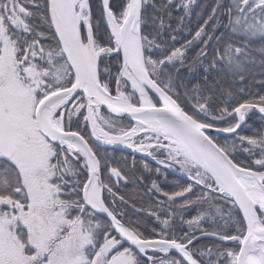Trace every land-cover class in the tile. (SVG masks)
<instances>
[{"label": "snow or ice", "instance_id": "1", "mask_svg": "<svg viewBox=\"0 0 264 264\" xmlns=\"http://www.w3.org/2000/svg\"><path fill=\"white\" fill-rule=\"evenodd\" d=\"M0 264H264V0H0Z\"/></svg>", "mask_w": 264, "mask_h": 264}, {"label": "trees", "instance_id": "2", "mask_svg": "<svg viewBox=\"0 0 264 264\" xmlns=\"http://www.w3.org/2000/svg\"><path fill=\"white\" fill-rule=\"evenodd\" d=\"M202 2H203V0H202ZM128 154V153H127ZM126 153H123V155H127ZM117 155H121V153H117ZM139 174V173H138ZM124 192L127 194V195H129V196H133V198H134V193H133V189H132V186L131 185H129V187L127 188V189H124ZM130 211V215L132 214V212H131V210H129Z\"/></svg>", "mask_w": 264, "mask_h": 264}, {"label": "water", "instance_id": "3", "mask_svg": "<svg viewBox=\"0 0 264 264\" xmlns=\"http://www.w3.org/2000/svg\"><path fill=\"white\" fill-rule=\"evenodd\" d=\"M125 152L128 153L127 150Z\"/></svg>", "mask_w": 264, "mask_h": 264}, {"label": "flooded vegetation", "instance_id": "4", "mask_svg": "<svg viewBox=\"0 0 264 264\" xmlns=\"http://www.w3.org/2000/svg\"><path fill=\"white\" fill-rule=\"evenodd\" d=\"M124 153H126V152H124ZM127 154V153H126Z\"/></svg>", "mask_w": 264, "mask_h": 264}]
</instances>
